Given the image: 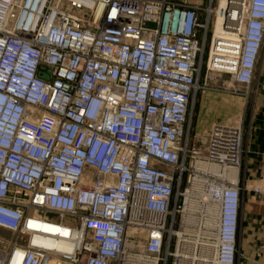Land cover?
<instances>
[{"label": "built area", "instance_id": "1", "mask_svg": "<svg viewBox=\"0 0 264 264\" xmlns=\"http://www.w3.org/2000/svg\"><path fill=\"white\" fill-rule=\"evenodd\" d=\"M263 46L264 0H0V264H238L244 131L192 109Z\"/></svg>", "mask_w": 264, "mask_h": 264}, {"label": "crops", "instance_id": "2", "mask_svg": "<svg viewBox=\"0 0 264 264\" xmlns=\"http://www.w3.org/2000/svg\"><path fill=\"white\" fill-rule=\"evenodd\" d=\"M259 75L261 80L258 86L261 94H264V68ZM257 109L264 112V99L258 101L254 112ZM255 116L253 113V119L248 121L244 133V154L240 170L242 205L238 232V264H260L255 260L254 249L257 242L264 239V115L259 120H255ZM254 186L261 188V198L253 191ZM0 234L4 232L0 230Z\"/></svg>", "mask_w": 264, "mask_h": 264}, {"label": "rangeland", "instance_id": "3", "mask_svg": "<svg viewBox=\"0 0 264 264\" xmlns=\"http://www.w3.org/2000/svg\"><path fill=\"white\" fill-rule=\"evenodd\" d=\"M211 0H186L188 3L200 4L207 7ZM206 58V54L204 59ZM264 68V46L257 65L256 78L254 84L250 88L247 96L223 93L210 90L209 88H220L224 86V78L207 77L206 88H200L195 96L192 109V135L202 137L205 130L210 129L214 124L224 123L242 126L244 133L248 121L253 119V113L256 114L255 120L261 119L264 115L263 110L259 109L254 112L255 106L259 100L264 99L259 89V81L261 80V69ZM201 87L204 86L205 70L202 71ZM263 113V114H262Z\"/></svg>", "mask_w": 264, "mask_h": 264}, {"label": "bare ground", "instance_id": "4", "mask_svg": "<svg viewBox=\"0 0 264 264\" xmlns=\"http://www.w3.org/2000/svg\"><path fill=\"white\" fill-rule=\"evenodd\" d=\"M229 174L231 175V174H234V173L233 172H230ZM189 206H190L191 210H195L196 209V203H190Z\"/></svg>", "mask_w": 264, "mask_h": 264}, {"label": "water", "instance_id": "5", "mask_svg": "<svg viewBox=\"0 0 264 264\" xmlns=\"http://www.w3.org/2000/svg\"><path fill=\"white\" fill-rule=\"evenodd\" d=\"M43 78L45 79H48V76L47 75H42Z\"/></svg>", "mask_w": 264, "mask_h": 264}]
</instances>
